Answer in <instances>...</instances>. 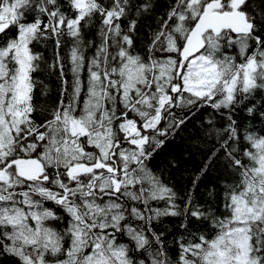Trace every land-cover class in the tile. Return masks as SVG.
Returning a JSON list of instances; mask_svg holds the SVG:
<instances>
[{
  "label": "snow or ice",
  "instance_id": "1",
  "mask_svg": "<svg viewBox=\"0 0 264 264\" xmlns=\"http://www.w3.org/2000/svg\"><path fill=\"white\" fill-rule=\"evenodd\" d=\"M0 264H264V0H0Z\"/></svg>",
  "mask_w": 264,
  "mask_h": 264
}]
</instances>
